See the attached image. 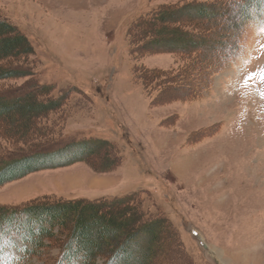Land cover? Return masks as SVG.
<instances>
[{
  "label": "rangeland",
  "instance_id": "374dc122",
  "mask_svg": "<svg viewBox=\"0 0 264 264\" xmlns=\"http://www.w3.org/2000/svg\"><path fill=\"white\" fill-rule=\"evenodd\" d=\"M230 1L0 0V21L16 26L34 52L31 75L0 81V96L15 99L46 86L49 92L36 94L61 99L39 120L42 137L24 150L0 126V169L59 152L1 184L0 207L25 212L126 197L109 209L132 210L139 224L145 215L165 221L150 227L156 243L141 230L128 242L117 236L111 264H139L146 251L155 253L147 264H264V29L247 32L243 57L223 69L213 66L217 54L234 45ZM193 4L208 5L206 18L187 8ZM161 6L191 18L184 29L199 49L171 53L151 46L152 35L134 37L141 32L133 28L137 18ZM172 22L152 24L173 40ZM92 139L112 148L91 144L96 156L80 161L87 149L76 145ZM64 233L60 242L44 244L40 261L28 264H65L64 237L73 248L77 241Z\"/></svg>",
  "mask_w": 264,
  "mask_h": 264
},
{
  "label": "trees",
  "instance_id": "16d2710c",
  "mask_svg": "<svg viewBox=\"0 0 264 264\" xmlns=\"http://www.w3.org/2000/svg\"><path fill=\"white\" fill-rule=\"evenodd\" d=\"M227 4L230 13L234 10L232 15L236 17L237 30H235L232 38L234 45L228 46L227 51L225 49L220 51L214 60L215 63L213 62V66L217 64L222 69L229 62L244 56L247 32L253 28L264 27V0H231ZM207 7L208 5L193 4L188 5L187 8L198 9L197 16L206 18L205 11ZM184 9L186 8L182 10ZM187 16L179 15L177 8H173V6L158 7L148 15L137 18L133 28H140L141 32L134 37L139 39L143 32L149 36L152 35L154 41L150 43L151 46L153 45L157 49H167V52L171 53L186 54L195 47L199 49V46L190 43L193 36L184 29L185 21L188 20L185 19ZM155 21L162 24L173 21L174 25L173 28H170V31L176 35L175 39L163 38L166 28L156 29L153 25ZM191 21L190 18L188 22ZM180 38L181 40H178ZM166 42H171L173 45L168 48ZM181 42H183V45ZM198 45L203 46L202 42H199ZM33 53L30 42L16 26L7 21H0V81L30 76L32 64L29 57ZM172 86H174L173 83ZM36 90L38 92L19 93L20 95H17L15 99L0 96V126L4 131L6 130L9 139H18L24 145L20 151L26 149V144H29L30 141L33 142V139L42 137L41 129H37L39 120L44 117L48 110L54 111L60 105L61 99L52 100L48 94H46L47 98L38 95L40 92H49L50 88L39 86ZM182 93L184 94V92ZM38 144L36 142V144H33L35 146L30 145V148L36 151L37 146H40ZM91 144L110 148L113 145L109 141L100 139L83 141L76 145L84 150L87 149L81 156H77L80 161L96 156V153L90 152V149L88 150ZM58 154L59 152L56 151L40 152L32 155V157H24L15 162L5 163L0 169V185L21 178L26 173L34 172L37 168L45 166V162H49L51 158ZM117 155V152L114 153V160L120 158ZM125 200L126 197L90 203L87 200L79 199L51 206L45 204L38 208H28L25 212H17L9 207H0V264H28L33 258L40 261L38 258L43 255L41 250L47 247L44 244L51 245L54 241L60 242L63 231L65 233L69 232V235L74 239L76 238L77 241L76 247L73 248L74 244L72 242L67 245L64 244L66 241V237H64V248L61 251L67 253L64 254L61 260L65 261V264H72L71 260L75 261L74 264H96L98 259L103 261L102 264H111L113 259L108 262V256L113 253L116 254L117 236L125 238L128 242L134 237L133 232L137 233L138 230H141V232L146 231L150 240L156 243V237L151 234L150 227L152 228L155 224L157 225V223L165 220L158 217L150 219L145 215L146 218H142L143 221L140 223H143L141 227L134 228L136 225H140L139 216L135 212L132 210L123 212L118 211V209H109V207L124 204ZM102 208H108L109 210L102 213ZM68 214L75 216L73 221H69ZM115 218H120V221H115ZM74 239H72L73 242ZM11 251L18 254V257L13 258L7 255ZM154 256V252L149 253L146 251L139 264H147ZM55 262L56 264H62L58 259Z\"/></svg>",
  "mask_w": 264,
  "mask_h": 264
},
{
  "label": "snow or ice",
  "instance_id": "6c2138e0",
  "mask_svg": "<svg viewBox=\"0 0 264 264\" xmlns=\"http://www.w3.org/2000/svg\"><path fill=\"white\" fill-rule=\"evenodd\" d=\"M261 80L264 81V72L261 73ZM251 79V77H249ZM261 97L264 98V93H261Z\"/></svg>",
  "mask_w": 264,
  "mask_h": 264
}]
</instances>
